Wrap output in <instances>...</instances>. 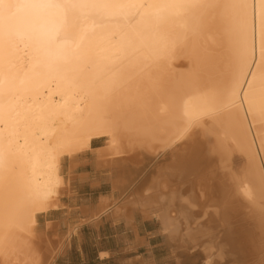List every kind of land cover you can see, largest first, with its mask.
<instances>
[{
  "label": "bare ground",
  "instance_id": "6f19581e",
  "mask_svg": "<svg viewBox=\"0 0 264 264\" xmlns=\"http://www.w3.org/2000/svg\"><path fill=\"white\" fill-rule=\"evenodd\" d=\"M94 138L119 174L90 216L116 206L186 258L264 264V0H0V264L58 255L36 217Z\"/></svg>",
  "mask_w": 264,
  "mask_h": 264
},
{
  "label": "crops",
  "instance_id": "0c3cea01",
  "mask_svg": "<svg viewBox=\"0 0 264 264\" xmlns=\"http://www.w3.org/2000/svg\"><path fill=\"white\" fill-rule=\"evenodd\" d=\"M99 139H92V148L73 159L74 170L69 173L65 172L64 178L65 182L68 183V193L64 197H61L62 205L59 208L51 209L48 213L41 214V216L42 229H47L46 236L58 239H96L95 244H91L95 257L98 260H107L110 258L112 250L102 239L112 238L113 236L120 239L130 238L125 243L126 248H135L143 242V238L148 236L150 231L141 230L145 220H147L146 217L141 216L139 218L137 214H133L132 219L126 222L120 214L119 207L116 209V206L111 207V209L102 213L97 218L90 216L89 208L98 205L100 196H106L111 187L110 168L103 164V162L101 163L103 159L97 157L99 153L95 151L96 148L102 146L98 142ZM69 165L70 160L67 161L66 170ZM106 185H109L107 191L100 190ZM97 191H99L97 196L93 197V193ZM84 201L85 203H83Z\"/></svg>",
  "mask_w": 264,
  "mask_h": 264
},
{
  "label": "rangeland",
  "instance_id": "374dc122",
  "mask_svg": "<svg viewBox=\"0 0 264 264\" xmlns=\"http://www.w3.org/2000/svg\"><path fill=\"white\" fill-rule=\"evenodd\" d=\"M102 146L106 145V139L100 138L98 140ZM92 144H94L92 142ZM101 146V147H102ZM91 147V143L88 147L82 149L77 155L85 153ZM97 149V148H96ZM95 149V150H96ZM76 155V156H77ZM153 156V154H152ZM151 155L147 157H143V161L137 166L138 169L136 174L134 173L131 177L132 180L129 184L124 185L125 192H120L121 197L126 194L127 190L131 191L139 182L143 181V179L149 174V172L153 169V167L158 163L160 158L152 157ZM152 157V158H151ZM69 159L64 157L62 159V174L64 175L67 171L72 172L74 170L70 169V165L66 170L67 161ZM241 159H235L234 165L237 169L242 165ZM111 178L116 177L119 174V170L117 168H112L111 170ZM66 186V187H65ZM65 187V189H64ZM66 183L64 184L61 196L64 197L68 188ZM109 185H106L104 188L100 190H108ZM99 191L93 193V197H96ZM109 192V190H108ZM100 199V198H99ZM85 203V201L83 202ZM139 218L140 214H137ZM37 223L35 225L37 231L42 230V216L38 214L36 217ZM157 228V223L147 218L145 220L144 225L141 227V230H148L150 233L148 236L143 238V242L139 244L135 248H126L125 243L127 242V238L120 239L116 236L112 238L102 239L105 241V244L109 246L112 250V254L110 258L107 260H98L95 257L94 249L92 250L91 246L95 244L96 239L93 238H51L44 234L42 239H51L50 241L54 242L57 246L60 244V249L58 255H56L49 264H202V258H186L183 252L180 249H175L170 247L167 242L164 240V237L160 235V233L155 232ZM66 239V240H65ZM65 241V243H64ZM85 242V243H83ZM53 244V245H54ZM85 244V245H84ZM92 244V245H91ZM62 246V247H61ZM226 263L228 261L226 260Z\"/></svg>",
  "mask_w": 264,
  "mask_h": 264
}]
</instances>
